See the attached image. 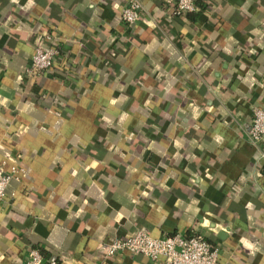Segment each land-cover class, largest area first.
Instances as JSON below:
<instances>
[{"label": "crops", "instance_id": "0c3cea01", "mask_svg": "<svg viewBox=\"0 0 264 264\" xmlns=\"http://www.w3.org/2000/svg\"><path fill=\"white\" fill-rule=\"evenodd\" d=\"M0 0V264H164L100 246L198 234L217 264H264V0ZM36 45L51 71L25 72Z\"/></svg>", "mask_w": 264, "mask_h": 264}, {"label": "built area", "instance_id": "2783aa9c", "mask_svg": "<svg viewBox=\"0 0 264 264\" xmlns=\"http://www.w3.org/2000/svg\"><path fill=\"white\" fill-rule=\"evenodd\" d=\"M165 5L172 16H182L195 12L196 0H165ZM142 5L138 0H128L120 11V19L124 25L131 27L138 19ZM59 51L57 48L36 45L30 62L26 67L28 76L51 71ZM247 137L257 145L264 139V107L253 111L251 125ZM264 155V149L262 150ZM23 170L21 166H12L6 171L0 164V201L6 194L9 181ZM100 250L104 258L117 254L145 255L151 259L162 258L164 264H217L218 248L198 234L181 235L179 233L155 238L142 230H137L129 237H115L102 243ZM22 264H57L55 256L44 259L36 248H30Z\"/></svg>", "mask_w": 264, "mask_h": 264}]
</instances>
